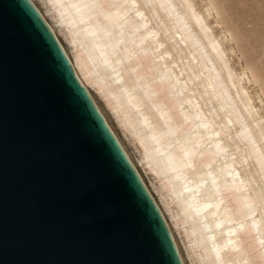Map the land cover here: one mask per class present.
Listing matches in <instances>:
<instances>
[{
	"label": "bare ground",
	"instance_id": "bare-ground-1",
	"mask_svg": "<svg viewBox=\"0 0 264 264\" xmlns=\"http://www.w3.org/2000/svg\"><path fill=\"white\" fill-rule=\"evenodd\" d=\"M30 1L158 206L182 263L139 167L157 181L192 264H264V116L246 87L264 110V82L217 1L41 0L52 23ZM211 18L241 60L240 74Z\"/></svg>",
	"mask_w": 264,
	"mask_h": 264
},
{
	"label": "water",
	"instance_id": "water-1",
	"mask_svg": "<svg viewBox=\"0 0 264 264\" xmlns=\"http://www.w3.org/2000/svg\"><path fill=\"white\" fill-rule=\"evenodd\" d=\"M0 264H183L30 0H0Z\"/></svg>",
	"mask_w": 264,
	"mask_h": 264
},
{
	"label": "rangeland",
	"instance_id": "rangeland-1",
	"mask_svg": "<svg viewBox=\"0 0 264 264\" xmlns=\"http://www.w3.org/2000/svg\"><path fill=\"white\" fill-rule=\"evenodd\" d=\"M194 1L199 6L203 5L201 0H194ZM216 1L219 7H221L223 10L222 17L224 19L225 27L229 28L231 32L235 35V37L241 42L240 43L242 49L241 51L244 55L243 60L251 64L252 68L256 72L257 77L260 79V81L264 82V0H216ZM34 2L41 9L43 14L45 13V15H47V18L50 21V18L48 17L49 14L45 10L42 1L34 0ZM204 10L205 9H203V11ZM210 23L213 28V31L216 34H218L219 39L223 40L231 64L235 67L237 73L240 74L241 60L236 58L234 53L230 50L228 43L223 38L220 25H217L214 19L212 18L210 19ZM61 40L64 39L61 37ZM240 79L244 81V77L242 75H240ZM246 84H247L246 87L248 94L252 98V101L257 108V112L260 115L264 116V110L262 108L260 100L258 99L254 87L248 85V83ZM117 136L124 144L131 159L138 166H140V155L136 147L129 141V139L122 133V131L118 130ZM139 170L141 171V174L143 175L145 182L147 183V185L155 195L160 206L165 211L167 218H169L170 220L169 222L173 227V231L177 238V242L179 244V247L187 264H192L191 261L189 260L190 258L187 255L185 240L183 239V237L179 235L177 229L173 226L169 213L166 212V209L163 205L162 198L158 192L157 181L154 179V176L150 175L149 173H146L144 170H142V168L139 167Z\"/></svg>",
	"mask_w": 264,
	"mask_h": 264
}]
</instances>
